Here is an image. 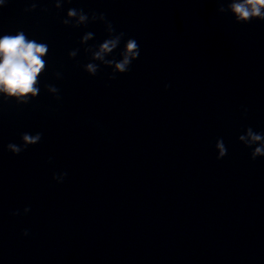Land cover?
<instances>
[{
    "label": "water",
    "instance_id": "water-1",
    "mask_svg": "<svg viewBox=\"0 0 264 264\" xmlns=\"http://www.w3.org/2000/svg\"><path fill=\"white\" fill-rule=\"evenodd\" d=\"M219 6L0 0V36L23 30L49 48L36 98L0 92V264H264V157L238 139L264 133V21L236 23ZM70 8L125 33L117 60L137 41L129 72L84 71V48L107 32L63 25ZM37 132L39 143L7 150Z\"/></svg>",
    "mask_w": 264,
    "mask_h": 264
},
{
    "label": "clouds",
    "instance_id": "clouds-1",
    "mask_svg": "<svg viewBox=\"0 0 264 264\" xmlns=\"http://www.w3.org/2000/svg\"><path fill=\"white\" fill-rule=\"evenodd\" d=\"M68 3L71 0H67ZM219 4L218 11L220 13H231L236 23L248 24L253 20L264 21V0H215ZM61 0H55V7L60 8ZM36 4H32L31 9L34 10ZM75 18V23L72 22ZM101 22L105 26L107 38L98 45H88L84 48V52L88 54L89 61L85 64L84 71L90 76H95L100 71L101 66L112 69L110 80L116 79V74H124L130 71V66L133 61L138 59L140 55V47L134 38H128L124 42V47L119 51V60L112 54L117 50L121 41L125 38L124 32H117L112 23L107 20L103 13L97 14L92 12L91 15L84 12L83 9L70 8L67 10V18H64L61 23L72 28L81 26L87 27L90 23ZM92 32H86L81 40V44H87L93 39ZM49 48L44 42H38L35 39H29L23 30H19L16 34H4L0 36V92L6 97L15 98L18 103L28 104L32 98L39 95L40 81L38 77L46 69V59ZM79 49H74L68 53L69 59H75ZM111 57V58H109ZM99 62V63H97ZM57 79L61 78L59 72L56 73ZM48 91L59 93V89L52 85H45ZM170 85H165V89ZM59 100L60 96L57 95ZM245 114L247 109L244 110ZM22 145L8 143L7 150L13 154H20L29 146L39 143L42 139V133L35 134L22 133ZM239 141L246 147L252 149L250 155L252 160L258 157H264V133H259L253 130L252 127H247L243 134L239 135ZM218 150L217 159H222L227 155V148L223 139H218L215 144ZM67 177V172L53 173V180L57 183H63ZM30 211L25 208V214ZM18 211L12 215H19ZM24 236H28L29 232L25 230Z\"/></svg>",
    "mask_w": 264,
    "mask_h": 264
}]
</instances>
